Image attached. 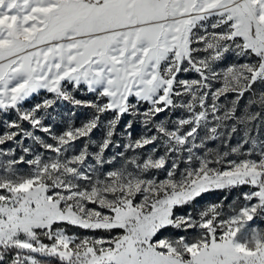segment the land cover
Returning <instances> with one entry per match:
<instances>
[{"label":"snow or ice","instance_id":"snow-or-ice-1","mask_svg":"<svg viewBox=\"0 0 264 264\" xmlns=\"http://www.w3.org/2000/svg\"><path fill=\"white\" fill-rule=\"evenodd\" d=\"M261 126L264 0H0V264H264Z\"/></svg>","mask_w":264,"mask_h":264},{"label":"rangeland","instance_id":"rangeland-1","mask_svg":"<svg viewBox=\"0 0 264 264\" xmlns=\"http://www.w3.org/2000/svg\"><path fill=\"white\" fill-rule=\"evenodd\" d=\"M215 86H219V85H215ZM69 88H71L70 85H69ZM44 95L50 96V94H46L44 92H41L40 96L35 97L34 101H32V102L39 101ZM76 95L79 98H90V97H80L79 92H77ZM231 96H232V94H229V98H231ZM221 102H223V98H221ZM57 111L63 117V121L65 122L63 124L60 122L56 123L55 130H57V131L62 130L63 127L66 126L67 122H72L76 126H79L80 122L82 120L86 119L88 114H89V110L86 108H73L71 105H69L67 103H60V102H57V104L55 105V110L49 109V112H51L53 115H56ZM73 112H75V116L71 115V113H73ZM65 114H67V115H65ZM51 122L52 121L50 118L45 121V123H51ZM24 127L27 128L28 125L25 124ZM138 130H139V128L137 126L136 131H138ZM3 131H4V129L2 127H0V133H2ZM135 134L136 133L134 132V136H135ZM92 135H93V138H96V137H99L100 133L98 131H94ZM253 135H255V132L253 133ZM259 139H264V126H261ZM49 142H51V141H49ZM237 142H238L237 138L234 136L230 141H228L227 144H221L219 141H209V142H207V146L210 148L219 149L221 152H223V151H230V147L236 146ZM83 143H84V140H82V139L75 142V146H76L77 150L79 149L80 146L83 145ZM121 143H123V141H121ZM24 146L25 147H31L32 146L31 141L25 140ZM249 147H250V145H245L244 150L246 151ZM0 148H2L5 152H7L9 149L16 148V152H15L14 156L13 155L0 156V165H3L4 163H6V161L9 159H18L19 156H21V155H25V160H29V159L33 158V156L31 154H24L23 152H21L20 149L12 141L6 142L4 145L0 146ZM36 150L43 151L42 149H36ZM90 150L94 151L95 149L92 148ZM146 150L147 149L137 150V151H146ZM120 151H123V148L113 149L110 147L108 149L106 155L110 157L114 152H120ZM71 154H72L71 152L68 153V155H71ZM198 154L202 155L203 150H201ZM44 155H45V157H47V156H51L53 154L52 153H44ZM132 155H133L132 152L126 153V156H128V157H131ZM238 158H243V157H238L237 154H230V156L227 159H238ZM253 158H256V157L253 156ZM119 159L120 158H117V161L113 162V165H105V170H108L112 167H119L120 166ZM89 160H90V158H89ZM14 167L17 171H19L21 173H27L30 171V166L27 163H18ZM130 170H131V167H130ZM3 174H5L3 171V168L0 167V175H3ZM247 190H248L247 186H243V187L235 188V189H231V190L211 191V192L205 194L204 198L200 201L199 206H204V205L209 204V203L222 202L223 208L221 209V211H222V217L221 218H227V216L231 213L232 207H235L238 209L244 203L242 198L237 199V197L239 196L240 193L247 191ZM225 195H227V197H228L226 200L223 199ZM255 225H258L261 228H264V220L256 219V220L252 221L250 224V226H255ZM68 231H69V233H75V234L80 235V236L108 235L107 233L90 232V231H85V230L78 229V228H69ZM112 235H116V231H114L112 233ZM190 235H193V234H190ZM44 242L48 243L47 240H45ZM53 264H58V262L53 261Z\"/></svg>","mask_w":264,"mask_h":264}]
</instances>
